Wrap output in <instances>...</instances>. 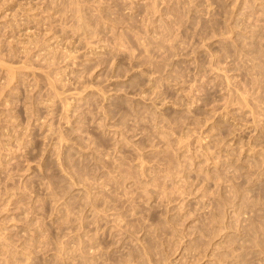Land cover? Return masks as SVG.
<instances>
[{"label":"rangeland","instance_id":"1","mask_svg":"<svg viewBox=\"0 0 264 264\" xmlns=\"http://www.w3.org/2000/svg\"><path fill=\"white\" fill-rule=\"evenodd\" d=\"M0 264H264V0H0Z\"/></svg>","mask_w":264,"mask_h":264},{"label":"bare ground","instance_id":"2","mask_svg":"<svg viewBox=\"0 0 264 264\" xmlns=\"http://www.w3.org/2000/svg\"><path fill=\"white\" fill-rule=\"evenodd\" d=\"M1 9H2V8H1ZM78 12H79V11H78ZM14 25H15V24H14ZM9 26H10V25H9ZM41 50H42V49H41ZM2 58H3V57H2ZM53 59H54V58H53ZM10 71H12V73H10V74H14V72H15V71H13V70H10ZM8 73H9V72H8ZM7 76H8V75H7ZM14 77H15V76H14ZM7 78H8V77H7ZM9 78L12 79L13 77H9ZM83 90H84V89H83Z\"/></svg>","mask_w":264,"mask_h":264}]
</instances>
